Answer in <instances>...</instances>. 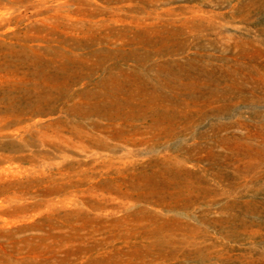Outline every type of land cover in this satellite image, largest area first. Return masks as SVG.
Masks as SVG:
<instances>
[{
  "label": "rangeland",
  "instance_id": "374dc122",
  "mask_svg": "<svg viewBox=\"0 0 264 264\" xmlns=\"http://www.w3.org/2000/svg\"><path fill=\"white\" fill-rule=\"evenodd\" d=\"M0 4V264H264V0Z\"/></svg>",
  "mask_w": 264,
  "mask_h": 264
},
{
  "label": "bare ground",
  "instance_id": "6f19581e",
  "mask_svg": "<svg viewBox=\"0 0 264 264\" xmlns=\"http://www.w3.org/2000/svg\"><path fill=\"white\" fill-rule=\"evenodd\" d=\"M4 4H5V3H4ZM1 6H3V5L0 4V7H1ZM12 9H13V8H12ZM67 17H68V16H67Z\"/></svg>",
  "mask_w": 264,
  "mask_h": 264
}]
</instances>
